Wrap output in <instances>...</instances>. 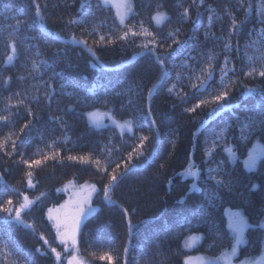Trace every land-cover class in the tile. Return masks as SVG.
<instances>
[{"label":"trees","instance_id":"16d2710c","mask_svg":"<svg viewBox=\"0 0 264 264\" xmlns=\"http://www.w3.org/2000/svg\"><path fill=\"white\" fill-rule=\"evenodd\" d=\"M131 7L119 23L103 0H0V116L9 117L0 121V203L10 198L19 207L24 196L32 202L20 221L0 212V264H55L51 248L63 256L45 212L64 201L57 189L70 180L99 190L77 243L89 264H184L190 254L184 241L191 234L200 237L193 253L217 256L231 245L229 209L253 225L239 256L260 253L264 229L254 225L264 216V156L254 169L241 161L264 139H244L247 129H241L264 105V78L244 75L264 65V0H131ZM159 13L164 18L158 23ZM141 23L157 41L167 38L163 47L156 45L163 66L143 47H152V37L118 38L129 28L143 31ZM225 42L239 52L226 51ZM218 90L229 92L218 114L210 115L216 104L186 111ZM94 110L128 121L130 129L92 125L88 114ZM25 159L42 162L29 168ZM114 169L118 183L109 202L102 189ZM30 171L35 188L28 187ZM229 179L235 180L232 192L216 184ZM186 193L184 203H177ZM104 253L113 260H100Z\"/></svg>","mask_w":264,"mask_h":264},{"label":"snow or ice","instance_id":"6c2138e0","mask_svg":"<svg viewBox=\"0 0 264 264\" xmlns=\"http://www.w3.org/2000/svg\"><path fill=\"white\" fill-rule=\"evenodd\" d=\"M33 2H35V0H33ZM194 2H195V0H194ZM200 3L203 4L204 0H200ZM240 7H241V9H243V3H241ZM248 7H249V9H251V7H252L251 4H249ZM36 12H37V14L40 12L39 4L36 5ZM187 12H188V10L185 9L184 10L185 16L187 15ZM70 23H72V21H70ZM80 23H83V21H81ZM121 23H123V20H121ZM241 23H243V22H241ZM260 23L264 24V18H262L260 20ZM231 25H232L233 31L238 32L240 30V25H237L235 17L232 18ZM140 26L143 29V31H139V32L133 31L132 29L129 28L127 31H124L123 34L121 36H119L118 38L121 40H127L130 33L133 37H136V36L152 37V40L150 41V43L152 44V47H149L148 44L143 45V47L146 48L149 51V53L155 55L156 45L159 44L160 47H163L164 45L167 44V38H161L159 41H157L156 36L152 32L148 31V29H146V28H143V23H141ZM177 33H179V29H177ZM73 39H75V38H73ZM217 39H220V38L217 37ZM104 40H105V37L100 36V42H103ZM78 42H80V41H78ZM108 42L114 43V41H112L111 39H109ZM80 43H84L85 45L87 44L86 41H82ZM172 43L179 45L180 42L175 40V38L173 37ZM6 44H7V42H6ZM10 47H11L12 53L16 54V52H17L16 43L13 42L10 45ZM168 47H171V45H168ZM224 48L226 51L235 50V51L239 52V46H237L235 49H233L230 42H225ZM155 58L161 64V66L164 65L163 55H155ZM12 59H13L12 56L8 57L9 61H11ZM228 63H229V58L226 55L225 56V66ZM241 70L243 71V69H241ZM222 72H225V74H226V67H225V69H222ZM233 74H235L234 69H233ZM53 75L55 76L57 74L53 73ZM244 75L249 77V78H252L255 75H258L259 77L264 78V65H262L259 70L255 67H251L249 71L244 73ZM208 76H209V78H211L212 72H209ZM84 79H87V77H84ZM221 81H223V76L221 77ZM262 83H264V81H262ZM205 90L207 91V89H205ZM169 91H171V89H169ZM249 91H253V89H249ZM13 95L19 96L20 93H14ZM118 95H119V93H118ZM149 95H151V90H149ZM228 97H229L228 91L218 90L216 92V94H214V95H212L210 93V99H207V100L201 99L199 101V103H197L193 108L186 109V111L195 112L196 108L201 107V105L216 104V105H218V107L213 108L212 113H210V115L211 114H218L219 111L224 110L225 104L229 103ZM21 103H23L22 100H21ZM11 107H13V106L9 105V108H11ZM150 113H151V108L149 106V114ZM28 115L34 116V114L31 112V110L28 111ZM55 119L60 120L59 117H55ZM237 120H239L238 117H237ZM0 121L8 122L9 117L7 115H2V116H0ZM151 123L154 126L155 120H152ZM27 127H29L28 123H26L24 125V128H27ZM245 129H247V134L244 135V139H249L250 137H255V136H259L260 139H264V105H261L256 110V116L254 118H251L249 120V123L242 127V129H241L242 133L244 132ZM21 131H23V129H21ZM147 139H148V137H146V136L140 137L141 144H143V142ZM12 150L14 152L17 151V145L14 141L12 142ZM133 151L135 152V149H133ZM128 158H129V160H131L132 153H129ZM43 159L44 160L55 159V155H44ZM67 159L70 161H73V160H77L78 158L75 156L69 155L67 157ZM79 159L84 160L85 157H79ZM41 162L42 161L40 159H36V160H32V161L25 159L23 161V163L25 165H27L29 168H31L32 165H40ZM95 163L97 165H99L100 161L96 160ZM223 163H224L223 161H220L221 165ZM245 164L248 168H254L256 165L255 155H250L249 159L247 161H245ZM218 167H219V165H218ZM116 168L117 169L120 168L119 163L116 164ZM103 171L105 173H108V168L107 167L104 168ZM125 171H127V166L125 167ZM209 171L212 172V171H216V170L210 169ZM109 175H110V183L107 185H104L102 190H103L104 198L106 200H109V202H111L109 199V191L111 189H113L115 187V185L118 183V177L115 174V169L113 170L112 173H109ZM193 175H195V174H193ZM27 176H28V187L29 188H35L36 184L33 183L32 172L31 171L28 172ZM209 179H215V177L210 175ZM234 183H235L234 179H229L227 182H225L223 180H217L216 181L217 186L226 187L229 192L233 191ZM246 186H248V185H246ZM90 187L92 189V193H89L88 196L85 197L83 200L76 203L75 205H72V207L75 210L70 214V216H66L65 218L62 219L59 214H57L55 216L53 215L54 211H56L57 213L59 212L58 209H53V208L48 209L47 219L49 222H51L52 227L56 231V236H57V239L59 241V244L64 246L63 256H62L61 252H58L56 250V248H51V253L54 254V256H55V264H64L65 260H66L67 264H84V262L82 260H79L74 253L78 251V248H77L78 237H80L82 235V227L84 225V220H85L86 214H87L89 207H90L91 196L93 193H97L99 191L96 188L95 184L91 185ZM250 187H251V189H256L257 185L256 184H250ZM67 191H69L67 186L64 189H57L58 193L59 192H67ZM262 191H264V189H262ZM187 198H188V194L186 193L185 196L182 197L177 203L183 204ZM24 200L28 201V197L24 196ZM31 203H32L31 201H28V204L21 203L19 207H15V206H13L12 199L9 198L6 201H4L3 203H0V212L6 213L9 217H12L13 213H14V219L17 221H20L21 220V214L24 212L25 208H27L29 206V204H31ZM70 205H71V199L69 201H65L64 204L60 205V208L64 209V208L69 207ZM200 208H203V205H201ZM123 211H124L125 216H127L128 215L127 210L124 209ZM225 215L228 218V227L236 235V244L241 243V240L243 238L244 229L246 227H253V225H249L246 222V220L241 216V213L239 211L232 212L231 209H229V210L225 211ZM197 219L199 222V218H197ZM204 222L212 224L213 226H215V222L213 220H205ZM187 223H188L189 227L192 226L191 220L187 221ZM129 225L131 226L130 222H129ZM254 226L259 227V228H264V220L258 222ZM28 227H32V226L28 225ZM261 235H262V237H264V233H262ZM41 239H43V236H41ZM44 243L47 244L48 241L44 240ZM37 251H40V250L37 249ZM124 251H125V254H127L128 248L126 247ZM236 252H237V249L235 246H233L232 247V254L235 255ZM99 259L102 261L108 260L109 262H111L113 260V257L109 253H104V254L99 256ZM185 264H188V262L186 261ZM240 264H244V261H240Z\"/></svg>","mask_w":264,"mask_h":264},{"label":"rangeland","instance_id":"374dc122","mask_svg":"<svg viewBox=\"0 0 264 264\" xmlns=\"http://www.w3.org/2000/svg\"><path fill=\"white\" fill-rule=\"evenodd\" d=\"M103 1L106 4L112 6V8H114L115 16H116V19H118L119 23H121V20H123V22L125 20H127L128 19L127 17L131 14V11H132L131 0H103ZM155 17H156L155 22H158V23L164 18L162 16V14H160V13L157 14ZM88 117H89V122L94 126L95 125L96 126H104L106 124H112L113 126L118 127V129L121 131H128V129H130V123L128 121L115 120L113 117L107 115L106 113L104 114L101 111L94 110L88 114ZM262 152H264V145H262L261 143H257V144H254L247 151V154L261 153L264 156V153H262ZM260 157L258 158V160H256L255 167L257 166V162L259 161ZM254 168H250V169H254ZM91 185H93V183H90V182L78 183V182H74L71 180L65 182V184L62 186L61 189H64L67 186L69 191L63 192L65 194L64 201L56 204L54 207H50V208L59 210L58 213L56 211H54L53 215L55 216V215L59 214L62 219L65 218L66 216H70V214L75 210L72 207V205H75L76 203L80 202L85 197H87L89 193H92V189L90 187ZM94 194L95 193H93L92 195H94ZM91 198H92V196H91ZM70 199H71V205L67 208L61 209L60 205L64 204L65 201H69ZM28 201H31V200L28 199ZM28 201H25L24 197H23V200L21 203L28 204ZM94 208H95V206L93 205V203L90 202V207H89V210L86 214V217L88 216V213H90L92 210H94ZM48 209L45 212L46 217H47ZM231 211L235 212L234 210H231ZM241 216L248 223L245 216L243 214H241ZM13 217H14V215H13ZM226 219H227V228H228V230H230V233L233 234V243L230 245V247L221 250L219 255H217V256H210V255L207 256L202 252L193 253L192 250L197 245L200 237L198 234L197 235H193V234L188 235L184 242H185V249L190 251V254L185 259L184 264L186 261L188 262V264H240V261H244V264H263L264 263V256H263L264 255V237L262 238L263 239L262 240V249H261L260 253H258L256 255H252V256H241V257H239L238 249L242 245H244L246 242V240H245L246 229H244L243 238L241 240V243L236 244V235L228 227L227 216H226ZM262 220H264V216H263V219H261V221ZM51 226H52V224H51ZM54 231H55V229H54ZM55 234H56V231H55ZM233 246H235L237 249V252L235 255L232 254V247ZM63 248H64V246H63ZM74 254L77 256V258L79 260H82L84 262V264H89L87 262V260L85 258H83L78 253V251L75 252ZM64 264H67L66 260L64 261Z\"/></svg>","mask_w":264,"mask_h":264},{"label":"water","instance_id":"95a60500","mask_svg":"<svg viewBox=\"0 0 264 264\" xmlns=\"http://www.w3.org/2000/svg\"><path fill=\"white\" fill-rule=\"evenodd\" d=\"M249 156H250V155L244 157V158L242 159V161H241V163L243 164V166H244L245 168L247 167L246 164H245V161H247V160L249 159Z\"/></svg>","mask_w":264,"mask_h":264},{"label":"flooded vegetation","instance_id":"af4514ba","mask_svg":"<svg viewBox=\"0 0 264 264\" xmlns=\"http://www.w3.org/2000/svg\"><path fill=\"white\" fill-rule=\"evenodd\" d=\"M258 158H259V155L257 156V158H256V160H258ZM247 228V227H246ZM245 228V229H246ZM247 230V229H246ZM245 233H246V231H245ZM231 234V244L233 243V234L232 233H230ZM239 250V249H238ZM238 254H239V252H238ZM264 256V255H263ZM240 257V256H239ZM264 264V263H263Z\"/></svg>","mask_w":264,"mask_h":264}]
</instances>
